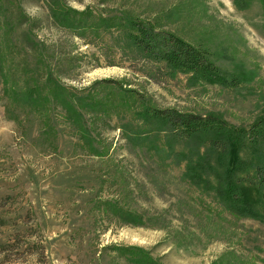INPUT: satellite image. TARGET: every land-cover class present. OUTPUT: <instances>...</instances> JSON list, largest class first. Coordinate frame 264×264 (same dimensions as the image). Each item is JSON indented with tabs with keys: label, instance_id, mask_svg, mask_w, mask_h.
Returning a JSON list of instances; mask_svg holds the SVG:
<instances>
[{
	"label": "rangeland",
	"instance_id": "374dc122",
	"mask_svg": "<svg viewBox=\"0 0 264 264\" xmlns=\"http://www.w3.org/2000/svg\"><path fill=\"white\" fill-rule=\"evenodd\" d=\"M0 6V264H131L121 246L140 247L159 264H264L261 204L257 214L240 216L218 198V164L210 172L199 165L203 141L199 148L165 132L128 140L140 106L125 91L149 106L249 127L264 117V0ZM66 9L75 26L56 16ZM129 19L206 50L227 83L202 82L145 57L127 40ZM32 76L39 87L29 110L18 95ZM54 83L65 97L92 103L81 111L89 139L66 119ZM256 153L264 147L244 146L241 154ZM190 172L201 178H185ZM121 210L140 215L139 224L121 220Z\"/></svg>",
	"mask_w": 264,
	"mask_h": 264
},
{
	"label": "trees",
	"instance_id": "16d2710c",
	"mask_svg": "<svg viewBox=\"0 0 264 264\" xmlns=\"http://www.w3.org/2000/svg\"><path fill=\"white\" fill-rule=\"evenodd\" d=\"M56 16L61 18L64 27L75 26L76 22L69 20L67 9L61 10ZM127 22L129 26L127 40L145 57L162 62L171 71L189 73L190 77L202 82L227 83L225 77L209 59L206 50L193 46L170 32L155 30L141 21L129 19ZM26 38L30 44L36 46L35 40L29 33L26 34ZM22 50L26 52L27 49L22 48ZM35 77H28L30 81H26L18 95L20 101L31 107L29 110H32L37 101L35 95L39 84ZM102 80L109 84L114 83L109 78ZM53 87L56 93L57 89H60L61 104L68 116L66 119L71 124L76 123L85 138L89 139L91 132L83 123L84 117L81 111L92 103L85 102V99L72 94L65 97L61 86L54 83ZM125 91L129 97L136 99L140 106L136 129L127 136L128 140L158 138L160 132H165L174 139L192 141L199 148L203 141L206 148H203L204 158L202 157L199 165L210 172L211 162L218 164L216 168L219 170H212V180L215 183L213 189L218 198L240 216L257 214L255 207L259 204L264 208V153H256L250 159L242 157L241 154L244 146L264 147V117L257 119L247 128H236L227 125L222 118L212 113L201 114L149 106L142 96L133 94L136 93L133 89H125ZM113 100L109 103L112 104L110 108L114 106ZM116 106H120L118 101ZM184 177L197 181L201 175L190 172ZM120 212L121 220L124 222L139 224L141 216L137 213L135 215L126 210ZM119 250L123 255L128 256L127 260L131 264H159L140 247L121 246Z\"/></svg>",
	"mask_w": 264,
	"mask_h": 264
}]
</instances>
